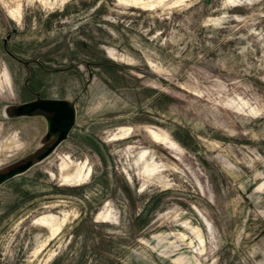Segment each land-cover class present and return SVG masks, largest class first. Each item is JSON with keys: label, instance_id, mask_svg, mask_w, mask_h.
<instances>
[{"label": "rangeland", "instance_id": "1", "mask_svg": "<svg viewBox=\"0 0 264 264\" xmlns=\"http://www.w3.org/2000/svg\"><path fill=\"white\" fill-rule=\"evenodd\" d=\"M55 94L37 161L15 108ZM28 160L0 264H264V0H0V171Z\"/></svg>", "mask_w": 264, "mask_h": 264}, {"label": "water", "instance_id": "2", "mask_svg": "<svg viewBox=\"0 0 264 264\" xmlns=\"http://www.w3.org/2000/svg\"><path fill=\"white\" fill-rule=\"evenodd\" d=\"M12 31L14 32L15 29H12ZM37 110L50 114V116L45 117L46 137L48 138L53 135L57 137L54 143L49 146L46 151L38 155L37 161H41L46 158L51 152H53L56 147L68 137V134L75 123L76 108L73 104L63 99L41 98L29 102H24L18 105L15 108V114L20 117L29 116ZM34 163L35 162H33L32 160H28L10 168L5 172L0 171V185L17 175L23 174L29 168H31Z\"/></svg>", "mask_w": 264, "mask_h": 264}, {"label": "bare ground", "instance_id": "3", "mask_svg": "<svg viewBox=\"0 0 264 264\" xmlns=\"http://www.w3.org/2000/svg\"><path fill=\"white\" fill-rule=\"evenodd\" d=\"M151 135H152V137L155 139V140H157V141H159V140H163V138H161V136L157 133V132H155V131H153V130H151ZM170 142V141H169ZM165 144V143H164ZM173 144V143H172ZM82 170H83V168H79V170H78V172L76 173V175H75V178H82V176L84 175V174H82ZM69 176H67V178H68ZM103 215V214H102ZM105 215V214H104ZM37 220V219H36ZM42 220V219H41ZM182 258L183 257H177V258H175L174 259V261H176V262H181L182 261ZM184 260H186L187 261V259H184Z\"/></svg>", "mask_w": 264, "mask_h": 264}, {"label": "crops", "instance_id": "4", "mask_svg": "<svg viewBox=\"0 0 264 264\" xmlns=\"http://www.w3.org/2000/svg\"><path fill=\"white\" fill-rule=\"evenodd\" d=\"M50 98H59L56 94L55 95H52V97ZM50 98H44V99H50ZM59 99H63V100H66L65 98H59ZM67 101V100H66Z\"/></svg>", "mask_w": 264, "mask_h": 264}, {"label": "flooded vegetation", "instance_id": "5", "mask_svg": "<svg viewBox=\"0 0 264 264\" xmlns=\"http://www.w3.org/2000/svg\"><path fill=\"white\" fill-rule=\"evenodd\" d=\"M44 113H46V112H44ZM48 115L47 116H50V114L49 113H47ZM55 136V135H54ZM56 137V136H55ZM49 138V137H48ZM57 138V137H56Z\"/></svg>", "mask_w": 264, "mask_h": 264}]
</instances>
